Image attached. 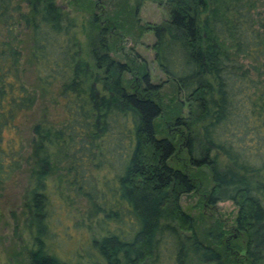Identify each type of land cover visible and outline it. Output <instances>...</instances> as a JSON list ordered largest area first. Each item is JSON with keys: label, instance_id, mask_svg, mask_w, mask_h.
<instances>
[{"label": "trees", "instance_id": "1", "mask_svg": "<svg viewBox=\"0 0 264 264\" xmlns=\"http://www.w3.org/2000/svg\"><path fill=\"white\" fill-rule=\"evenodd\" d=\"M144 1L165 16L137 27L154 34L159 82L96 1L0 0V187L26 169L27 264H264V0H136L134 15ZM40 95L59 113L32 124L24 157ZM193 192L209 209L231 201L234 223L202 230L179 202ZM73 209L95 229L75 263L52 246Z\"/></svg>", "mask_w": 264, "mask_h": 264}, {"label": "rangeland", "instance_id": "2", "mask_svg": "<svg viewBox=\"0 0 264 264\" xmlns=\"http://www.w3.org/2000/svg\"><path fill=\"white\" fill-rule=\"evenodd\" d=\"M98 3V12L103 17L115 18V22L124 29H120V33L124 35L121 42L122 51L133 55H138L140 59L139 65L146 67L151 74L152 82H159L163 79L162 74L158 71L154 61L151 46L154 42V34L152 31H143L138 37L137 27L140 25L144 28L153 27L161 24L165 20L164 13L158 5L152 1H144L138 8L137 15L133 14L136 6V0H94ZM57 4L69 11L73 10L70 0H57ZM261 10V9H260ZM130 12V15H129ZM79 23L80 41L83 46L84 56L88 52L89 27L86 14L77 16ZM133 27L130 30L129 27ZM128 31V32H127ZM117 55V53L115 54ZM119 57V56H117ZM245 63H249L245 61ZM264 71V66L262 68ZM24 82L30 89L36 88V81L29 69L24 73ZM52 95H40L38 103L32 111L29 112L20 124L21 139L24 147V157L28 151V144L32 136L31 127L35 121H38L43 113L48 118H54L59 113V108L53 103ZM24 168V167H23ZM27 185V172L22 169L18 172L15 180L0 187V264H27L29 262L26 257L25 241L16 236L15 232L20 230L23 224V215L21 205L23 201V193ZM198 194L196 192L182 195L180 204L183 209L192 213L199 218L201 229L207 228L216 218H220L226 225L233 224L236 216L237 208L231 201H221L213 209L205 208L199 203ZM84 202L81 203L83 205ZM77 206V205H74ZM76 208V207H75ZM13 211L17 214V222L12 217ZM72 219L64 215V213L56 217V228L52 246L56 254L64 258L68 262L75 263L78 257L83 256V248L89 247V240L95 231L92 222H82V218L77 210H72ZM79 217V218H78ZM18 223L19 230H15V224ZM200 229V230H201ZM18 230V231H17Z\"/></svg>", "mask_w": 264, "mask_h": 264}]
</instances>
